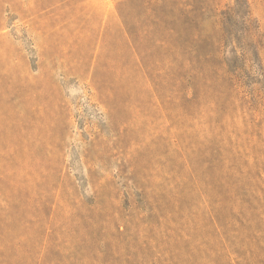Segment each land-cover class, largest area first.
<instances>
[{"label": "rangeland", "instance_id": "obj_1", "mask_svg": "<svg viewBox=\"0 0 264 264\" xmlns=\"http://www.w3.org/2000/svg\"><path fill=\"white\" fill-rule=\"evenodd\" d=\"M0 264H264V0H0Z\"/></svg>", "mask_w": 264, "mask_h": 264}]
</instances>
